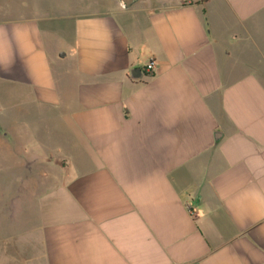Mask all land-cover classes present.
<instances>
[{
	"label": "crops",
	"instance_id": "obj_1",
	"mask_svg": "<svg viewBox=\"0 0 264 264\" xmlns=\"http://www.w3.org/2000/svg\"><path fill=\"white\" fill-rule=\"evenodd\" d=\"M9 1L0 264H264V0Z\"/></svg>",
	"mask_w": 264,
	"mask_h": 264
},
{
	"label": "rangeland",
	"instance_id": "obj_2",
	"mask_svg": "<svg viewBox=\"0 0 264 264\" xmlns=\"http://www.w3.org/2000/svg\"><path fill=\"white\" fill-rule=\"evenodd\" d=\"M5 1V0H0V2ZM10 3L7 4L6 11L9 12L11 15H19L22 13L21 7L18 6V4L15 3V0H10ZM2 5L0 4V7ZM8 180L11 182V179L8 178ZM12 191H15V189H12ZM6 233L9 238L12 240V244L8 245L7 249L8 252L11 253L12 255H15L16 250H15V244H14V237L15 234L18 232V228L15 227V222H10L6 228Z\"/></svg>",
	"mask_w": 264,
	"mask_h": 264
},
{
	"label": "built area",
	"instance_id": "obj_3",
	"mask_svg": "<svg viewBox=\"0 0 264 264\" xmlns=\"http://www.w3.org/2000/svg\"><path fill=\"white\" fill-rule=\"evenodd\" d=\"M121 5L122 7H124V3L121 1ZM154 67H155V61L150 59L144 66V69L149 72V73H152L153 70H154Z\"/></svg>",
	"mask_w": 264,
	"mask_h": 264
},
{
	"label": "water",
	"instance_id": "obj_4",
	"mask_svg": "<svg viewBox=\"0 0 264 264\" xmlns=\"http://www.w3.org/2000/svg\"><path fill=\"white\" fill-rule=\"evenodd\" d=\"M138 73L140 74V69L139 68H137V69L132 71V75H134V76H136V75L138 76Z\"/></svg>",
	"mask_w": 264,
	"mask_h": 264
}]
</instances>
